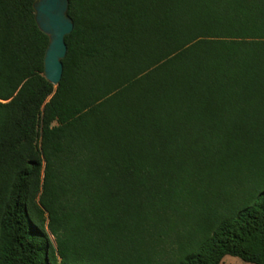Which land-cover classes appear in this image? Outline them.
<instances>
[{"label":"trees","instance_id":"trees-1","mask_svg":"<svg viewBox=\"0 0 264 264\" xmlns=\"http://www.w3.org/2000/svg\"><path fill=\"white\" fill-rule=\"evenodd\" d=\"M34 1L0 0V264H264V0H68L57 86Z\"/></svg>","mask_w":264,"mask_h":264},{"label":"water","instance_id":"water-1","mask_svg":"<svg viewBox=\"0 0 264 264\" xmlns=\"http://www.w3.org/2000/svg\"><path fill=\"white\" fill-rule=\"evenodd\" d=\"M34 19L38 29L47 36L43 58L44 78L57 86L62 76V60L66 55L65 37L73 30L68 16V0H35Z\"/></svg>","mask_w":264,"mask_h":264},{"label":"rangeland","instance_id":"rangeland-1","mask_svg":"<svg viewBox=\"0 0 264 264\" xmlns=\"http://www.w3.org/2000/svg\"><path fill=\"white\" fill-rule=\"evenodd\" d=\"M175 246H167L165 247L164 251L162 250V254L160 255V259L166 262L168 261H172L174 260V255H173V248ZM222 264H250V263H246L244 261H242L241 259L239 258H236V257H231V256H225L223 259H222Z\"/></svg>","mask_w":264,"mask_h":264},{"label":"crops","instance_id":"crops-1","mask_svg":"<svg viewBox=\"0 0 264 264\" xmlns=\"http://www.w3.org/2000/svg\"><path fill=\"white\" fill-rule=\"evenodd\" d=\"M221 264H222V261H221Z\"/></svg>","mask_w":264,"mask_h":264}]
</instances>
